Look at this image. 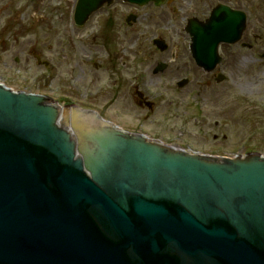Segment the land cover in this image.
Wrapping results in <instances>:
<instances>
[{"label": "water", "instance_id": "water-1", "mask_svg": "<svg viewBox=\"0 0 264 264\" xmlns=\"http://www.w3.org/2000/svg\"><path fill=\"white\" fill-rule=\"evenodd\" d=\"M105 1L78 0L77 23ZM245 23L226 6L189 23L197 64L212 70ZM58 114L0 84V264H264V156H198L91 126L82 157Z\"/></svg>", "mask_w": 264, "mask_h": 264}, {"label": "flooded vegetation", "instance_id": "flooded-vegetation-1", "mask_svg": "<svg viewBox=\"0 0 264 264\" xmlns=\"http://www.w3.org/2000/svg\"><path fill=\"white\" fill-rule=\"evenodd\" d=\"M174 1L165 0L161 6L156 5L154 1L146 4L127 0L106 1L91 13L82 25L75 19L78 0L64 2L60 0L53 6V10L48 9L47 13L45 11L47 22L40 25L51 29L65 27V34L60 36L61 39L56 42L54 47L56 50L55 59L58 61L55 65L56 71L53 70V60L47 58L45 52L32 49L31 54L40 65L44 66V71L41 72L43 80L48 79L49 76L53 79L55 76L63 75L65 65L69 66L67 79L61 78L57 97H54L61 109L62 121L71 122L78 119L82 123L75 124L80 130L91 126L108 129L107 124L115 125L132 137H145L149 140L182 145L181 142L185 140L180 139L183 137L174 140V137L166 135L174 128L172 120L176 118V111L170 104L177 102L176 92L178 93L181 87L188 85L193 77H189L190 73L182 75L175 82L177 87H169L171 86L170 80L167 84L168 87L159 89L155 82L157 75H174L175 69L182 70L183 67L186 68L189 65V61L180 55H175L173 49H169L166 38L159 34V29H162L165 31L163 34L168 35L171 25L164 24L170 22L182 11V6H176ZM178 1L188 7V12L191 15L186 18L184 24V31L189 39V42L186 43L188 48L191 40V35L185 30L188 19L197 18L207 21L213 8L221 4L232 9L242 10L246 14V23L241 38L236 42L220 43L221 61L217 67L212 71L200 68L203 71L201 94L214 86L215 82L231 81L230 74L223 69V63L230 58L237 60L239 47L255 51L258 58L264 59V51L255 49L256 44H260L261 41L264 43L262 33L264 32V23L257 21L249 24L250 16L260 18V15H264V0H200V4L203 5H200L199 10H197V0ZM160 7H167L168 10L162 9L163 17L158 20L155 17V9H160ZM8 10L11 11L7 12L3 7H0V15L5 16L3 21L0 20V43L9 36L10 32L25 27L24 11L14 12L10 8ZM4 32L8 34L3 36ZM128 34L132 36L129 37ZM157 38L165 40L167 44L165 50H161L157 46L155 43ZM145 45H149L155 56L138 53ZM133 47L136 50L128 54V49ZM51 49H53V45L49 46V50ZM166 52L167 55H165ZM53 71H55V76L51 75ZM86 71L89 74L87 86L81 80ZM102 72L103 77L100 74ZM174 77H172V82ZM101 78L104 79L97 80ZM181 83L184 84L181 85ZM43 93L49 98L52 96L48 92ZM200 96L203 97V102L199 118L201 134L204 136L205 142L222 143L226 141L229 139V135L224 126L228 124H225L222 118L209 115L207 113L209 103L206 97ZM61 126L65 127L66 125L62 124ZM80 130L76 129L70 134L71 138L76 141L77 155L84 157L83 153L79 151L84 148ZM165 132L166 134H164ZM180 134L178 132V135ZM235 149L204 147L203 152L215 157L253 152H245V148L233 152Z\"/></svg>", "mask_w": 264, "mask_h": 264}, {"label": "rangeland", "instance_id": "rangeland-1", "mask_svg": "<svg viewBox=\"0 0 264 264\" xmlns=\"http://www.w3.org/2000/svg\"><path fill=\"white\" fill-rule=\"evenodd\" d=\"M58 1L60 0H0V7H3L7 12L11 11L8 8L13 9L14 12L24 11L25 27L10 32L9 36L0 43V78L14 89L48 92L56 98L60 81H62L61 78L67 79L69 68L67 65L64 67L63 75L55 76V65L58 61L55 59L56 50L54 47L56 42L61 39L60 36L65 34V27L51 29L46 28L45 25H40L47 22L45 11L47 13V11L53 10V6ZM196 2L197 10H199L200 5L203 4H200V0ZM174 4L179 7L182 6V11L172 18V24L171 21L164 24L171 25L168 35L163 34L165 31L162 29H159V34L166 38L169 49H173L175 55H180L189 61L190 66L183 67L182 70L175 69L174 75L159 74L155 82L160 89L168 87L167 84L170 80L171 86L169 87H177L175 82L182 75L190 73L189 77L192 76L193 79L188 85L181 87L178 93L176 92L177 102L170 104L176 111V118L172 120L174 128L169 133L166 134L165 132L164 134L174 137V140L183 137L180 139L185 140L181 142L182 145L186 146L185 143H188L192 148L201 151L204 150V147H223L226 149L236 148L233 152H237L241 148H245V152H264V59L258 58L255 51L239 47V58L237 60L230 58L223 63V69L230 74L231 81L215 82L214 86L201 94L203 71L195 64L186 44L189 42L188 35L184 31L186 18L191 15L186 5L181 4L178 0H175ZM162 9L168 10L167 7L155 9V17L158 20L163 17ZM4 17L3 14L0 15V20L3 21ZM257 18L258 16H250L249 24L257 21L264 23V15ZM262 33L264 35V32ZM4 34L8 33L4 32L3 36ZM128 36L131 37L132 35L128 34ZM50 45H53L51 50H49ZM32 49L45 52L47 58L53 60V70H55L51 74L55 76L53 79L50 76L46 80L41 79L44 66L40 65L31 54ZM255 49L264 51V43L261 41L260 44H256ZM134 50H136L135 47L128 49V54ZM253 52L255 53L253 54ZM138 53L155 56V53L152 54L149 45H145ZM167 54L166 52L165 55ZM100 74L102 77L104 76L103 72ZM88 75V71H86L81 77L85 86L88 83ZM172 77H174L173 82ZM103 79L97 80L102 81ZM199 93L206 97L209 103L207 113L213 115L212 117L222 118L224 123L228 124L224 126L229 135V139L226 141L222 143L205 142L206 140L201 134L199 118L203 97L198 95ZM178 132L181 134L178 135Z\"/></svg>", "mask_w": 264, "mask_h": 264}]
</instances>
